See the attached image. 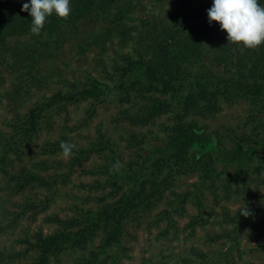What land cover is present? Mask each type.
I'll return each mask as SVG.
<instances>
[{
    "label": "rangeland",
    "instance_id": "374dc122",
    "mask_svg": "<svg viewBox=\"0 0 264 264\" xmlns=\"http://www.w3.org/2000/svg\"><path fill=\"white\" fill-rule=\"evenodd\" d=\"M211 4L116 0L108 10L60 24L51 35L7 38L0 60V252H23L27 240L69 230L64 222L119 196L128 185L118 189L112 184V170L135 167L150 157L153 161L166 150L176 126L195 124L227 149L240 136L264 133V112L245 96L221 98L218 109L207 115L181 117L177 96L171 93L140 96L117 90L104 100L57 104L42 115L31 141L21 142L32 107L57 92L117 85L126 79L129 59L145 55L155 37L164 39L180 29L203 40L202 55L182 63L189 70L183 91L189 90L193 74L207 62L208 46L217 40L214 31L196 29L208 23ZM101 138L113 144L114 153L92 152L71 166L77 148H89ZM61 141L75 145L69 156L56 146ZM209 157L192 150L182 166L172 163L163 170L160 179L170 183L163 186L161 199L150 209L130 213L121 244L108 250L111 257L105 264H264V170H256L258 160L238 166ZM198 160H208L216 169L209 179ZM28 174L36 179L27 181ZM242 206L248 216L239 214ZM101 237L51 256L48 264H77L98 248ZM39 254L31 250L14 259L4 257L0 264H33Z\"/></svg>",
    "mask_w": 264,
    "mask_h": 264
},
{
    "label": "trees",
    "instance_id": "16d2710c",
    "mask_svg": "<svg viewBox=\"0 0 264 264\" xmlns=\"http://www.w3.org/2000/svg\"><path fill=\"white\" fill-rule=\"evenodd\" d=\"M115 2L116 0H71L70 15L66 19L59 18L55 14L48 17L38 36H41L42 32L51 35L60 24L75 22L96 10H108L115 5ZM23 3H17L16 0H0V60L3 58V50H7L5 44L7 38L32 33L31 17L28 12L21 11ZM196 29L200 32L214 31L217 40L208 46L207 62L193 74L189 90L183 91L182 81L187 77L186 73L189 70L182 66V63L191 57L202 55L203 40L193 31L184 32L180 29L166 33L164 39L160 36L155 37L145 51V55L129 59L131 67L124 72L126 79L123 78L117 85L100 83L76 93L57 92L32 107L23 122L25 126L21 128V142L31 141L32 136L39 129L42 115L57 104L79 103L88 98L104 100L115 95L117 90L126 94L135 91L140 96L155 92L171 93L177 96V103L183 113L181 117L192 112L200 115L210 114L218 109L221 98L234 100L242 96L259 106L263 113L264 44L255 49H247L228 43L226 32L222 31L215 21L211 24H198ZM171 46L176 48L171 49ZM169 137L165 145L166 150L163 153L157 152L158 156H155L153 161L150 157L135 167H120L112 170L114 175L112 184L118 189H121L123 184L128 185L119 196L111 201H105L97 210H84L80 213L79 219L64 222L69 230L66 228L54 234H40L34 241L27 240L28 248L23 252L14 254L0 252V260L4 257L14 259L17 255L38 250L40 254L33 264H48L51 256L70 248H83L90 240L102 233L98 248L77 264H105L111 257L108 250L121 244L125 221L130 213L140 207L150 209L161 199L163 186L165 183H168L167 185L170 183L167 178L160 179L163 170L171 167L172 163L182 166L192 150H198L210 157L216 156L225 165L244 166L248 162L258 160L259 165L256 170H264V158L261 154L264 151V133L257 132L254 137L240 136L235 139L234 147L231 149L222 147L219 141L216 142L198 130L195 124L176 126ZM249 142L252 144L246 146ZM14 145L15 150L21 147L16 142ZM59 145V142L56 143V146ZM105 149L115 152L113 144L106 138L91 143L89 148H77L71 166L78 164L83 157H88L92 152H101ZM197 163H200L197 166L204 171L205 180L209 179L216 170L208 165V160L203 162L198 160ZM32 179H36V176L28 174L26 180Z\"/></svg>",
    "mask_w": 264,
    "mask_h": 264
},
{
    "label": "clouds",
    "instance_id": "9594fccd",
    "mask_svg": "<svg viewBox=\"0 0 264 264\" xmlns=\"http://www.w3.org/2000/svg\"><path fill=\"white\" fill-rule=\"evenodd\" d=\"M71 0H25L21 11L31 17L30 31L39 35L48 17L55 14L66 19L71 12ZM208 23L218 22L219 28L226 32L228 43L243 48L255 49L264 44V3L261 0H212L207 9ZM75 147L61 141L64 156H69ZM239 214L248 216L246 206L239 208Z\"/></svg>",
    "mask_w": 264,
    "mask_h": 264
}]
</instances>
